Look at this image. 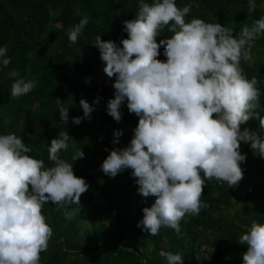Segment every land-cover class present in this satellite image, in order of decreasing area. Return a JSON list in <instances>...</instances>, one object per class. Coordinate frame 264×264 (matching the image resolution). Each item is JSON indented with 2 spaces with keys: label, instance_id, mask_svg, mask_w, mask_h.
Returning a JSON list of instances; mask_svg holds the SVG:
<instances>
[{
  "label": "clouds",
  "instance_id": "9594fccd",
  "mask_svg": "<svg viewBox=\"0 0 264 264\" xmlns=\"http://www.w3.org/2000/svg\"><path fill=\"white\" fill-rule=\"evenodd\" d=\"M138 6L136 19L124 21L127 38L117 44L97 35L92 42L105 65L104 73L115 77L108 115L120 122L121 106L127 101L128 111L139 117L129 145L110 150L101 170L115 177L131 169L138 193L156 197L151 207L142 209L137 227L151 236L169 227L180 236L184 217L207 208L201 199L206 180L227 183L229 189L242 180L240 164L247 156L240 151L241 142L264 158V137L241 131V125L253 118L264 128V107L258 80L249 79L240 67L242 60L249 59L247 50L264 37V13L234 38L233 29L220 23L201 18L186 22L190 4L179 7L176 0H138ZM258 7L264 5L247 0L249 17ZM88 23L83 17L73 25L69 41L76 43ZM165 27L172 35L157 43ZM161 47L166 61L158 59ZM10 62L7 47L0 46V68ZM8 75L14 78L10 98L25 96L36 87L35 80H26L15 70ZM99 100L90 104L82 98L84 115L73 117L72 122L79 125L90 119ZM58 109L67 123L68 107L59 104ZM122 134V129L114 132V144ZM70 143L66 131L52 139L51 164L46 167L20 136L0 134V264H40V253L53 236L42 211L46 203L51 201L58 209L80 206L81 194L89 185L75 175L72 161L84 153L77 152L71 161L59 155ZM238 242L247 246L243 264H264V222L252 221ZM159 256L166 264H184L179 252L161 249Z\"/></svg>",
  "mask_w": 264,
  "mask_h": 264
},
{
  "label": "trees",
  "instance_id": "16d2710c",
  "mask_svg": "<svg viewBox=\"0 0 264 264\" xmlns=\"http://www.w3.org/2000/svg\"><path fill=\"white\" fill-rule=\"evenodd\" d=\"M176 2L179 7L191 5L186 22L201 18L220 23L233 29L234 38L245 24L251 27L264 13V7H258L249 17L247 0ZM257 4L264 5V0ZM138 11V0H0V46L7 47L11 61L7 68H0V134L20 136L47 167L51 164L48 146L66 131L71 143L59 155L71 161L83 151V158L72 163L75 175L89 185L81 194L80 206L58 209L51 201L44 206L53 236L47 250L40 253V264H166L159 256L161 249L179 252L184 264L196 263L198 257L205 264H243L247 246L238 242L239 237L252 221L264 222V158L254 155L250 144L241 142L240 151L247 159L240 164L244 175L239 184L229 189L227 183L206 180L201 199L207 208L184 217L180 236L169 227H162L155 236L137 227L143 219L142 209L151 207L156 197L144 198L138 193L131 169L115 177L101 170L110 150L129 145L139 117L128 111L127 101L121 106L120 122L108 115L115 77L104 73L105 65L92 42L101 35L103 41L119 44L127 38L124 21L136 19ZM83 17L89 23L72 43L68 31ZM171 35L167 27L161 29L157 43ZM247 51L249 59L242 60L240 67L249 79L255 76L258 80L264 107V37ZM163 52L161 47L158 59L166 61ZM11 70L35 80L36 87L25 96L10 98ZM97 97L100 100L91 118L75 125L72 118L84 115L79 101L83 98L92 104ZM59 104L68 107L67 123L62 122ZM121 129L119 143L114 144L113 134ZM244 129L264 137L257 119L242 124L241 131ZM204 246L210 252H202Z\"/></svg>",
  "mask_w": 264,
  "mask_h": 264
},
{
  "label": "built area",
  "instance_id": "2783aa9c",
  "mask_svg": "<svg viewBox=\"0 0 264 264\" xmlns=\"http://www.w3.org/2000/svg\"><path fill=\"white\" fill-rule=\"evenodd\" d=\"M202 252H210V248L204 246V248H202ZM193 264H205V261L203 260L202 257H198L197 262Z\"/></svg>",
  "mask_w": 264,
  "mask_h": 264
},
{
  "label": "rangeland",
  "instance_id": "374dc122",
  "mask_svg": "<svg viewBox=\"0 0 264 264\" xmlns=\"http://www.w3.org/2000/svg\"><path fill=\"white\" fill-rule=\"evenodd\" d=\"M103 76H104L105 80L110 84L111 82L109 81V78L105 74Z\"/></svg>",
  "mask_w": 264,
  "mask_h": 264
}]
</instances>
